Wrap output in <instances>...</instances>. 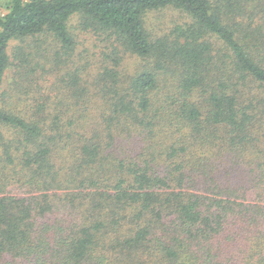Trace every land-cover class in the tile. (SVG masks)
<instances>
[{
  "label": "trees",
  "instance_id": "trees-1",
  "mask_svg": "<svg viewBox=\"0 0 264 264\" xmlns=\"http://www.w3.org/2000/svg\"><path fill=\"white\" fill-rule=\"evenodd\" d=\"M165 7L188 19L155 36ZM6 9L0 264H264V0ZM75 15L112 38L96 70Z\"/></svg>",
  "mask_w": 264,
  "mask_h": 264
},
{
  "label": "rangeland",
  "instance_id": "rangeland-1",
  "mask_svg": "<svg viewBox=\"0 0 264 264\" xmlns=\"http://www.w3.org/2000/svg\"><path fill=\"white\" fill-rule=\"evenodd\" d=\"M6 10V0H0V14L5 13ZM187 19L188 16L185 12L175 7H165L147 12L145 15V24L150 33L155 36H163L169 33L177 23L184 22ZM70 26L72 32L77 36L78 41L75 60L80 65L87 64L90 67L88 69L89 71L91 68L96 70L97 66L105 59L108 53V47L112 42L110 34L104 30H95L96 32L83 31L82 19L79 15L72 17ZM47 44L50 45V43ZM17 46H19V42L12 43V55H16V52H13ZM50 50H52V47H50ZM50 54L53 55V51H50ZM126 55L123 56V66L129 70L135 67L136 61L135 57Z\"/></svg>",
  "mask_w": 264,
  "mask_h": 264
}]
</instances>
